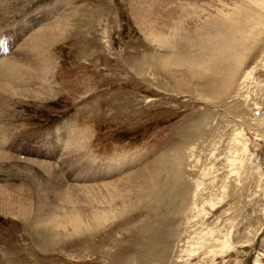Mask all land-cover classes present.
I'll list each match as a JSON object with an SVG mask.
<instances>
[{"label": "rangeland", "instance_id": "1", "mask_svg": "<svg viewBox=\"0 0 264 264\" xmlns=\"http://www.w3.org/2000/svg\"><path fill=\"white\" fill-rule=\"evenodd\" d=\"M0 44V264H264V0H0Z\"/></svg>", "mask_w": 264, "mask_h": 264}, {"label": "bare ground", "instance_id": "2", "mask_svg": "<svg viewBox=\"0 0 264 264\" xmlns=\"http://www.w3.org/2000/svg\"><path fill=\"white\" fill-rule=\"evenodd\" d=\"M254 30V29H253ZM252 30V31H253ZM244 31H245V33L249 36V35H251V34H253V32L251 31V34H249L248 32H250V31H248V28H244ZM177 34V33H176ZM237 34L240 36V37H237V36H235V39L239 42V43H243L244 42V39H245V37H246V35H243L242 33H240V32H238L237 31ZM170 37V36H169ZM206 38V37H205ZM204 38V39H205ZM209 38V37H208ZM167 40H168V38H167ZM203 40V39H202ZM205 40H207V39H205ZM204 40V41H205ZM38 40H35L34 41V43H36ZM205 42H207V41H205ZM204 42V43H205ZM209 42V41H208ZM204 43L202 44V42H201V44L202 45H200V47L201 46H205L204 45ZM5 45H1L0 44V50H1V48L2 47H4ZM202 48V47H201ZM180 53V52H179ZM2 54V52L0 53V55ZM168 60V59H167ZM168 61H171V63L172 62H174V63H176V62H183L184 60L182 59V57L180 56L179 57V55H175L174 57H173V60L172 59H170V60H168ZM177 64V63H176ZM14 67L16 68V70L14 71V72H12V73H18V71H19V69H18V66L16 65V64H14ZM20 67V66H19ZM10 68V67H9ZM0 72L2 73V72H6L3 68H2V65H0ZM4 74V73H3ZM2 74V75H3ZM5 75H6V73H5ZM170 76H171V74H170ZM0 87L1 88H3V89H5L6 90V87L5 86H1V84H0ZM1 90V89H0ZM53 177V176H52ZM82 188V189H89L90 187H88V186H73V189L75 188V190L77 189V188ZM72 190V189H71ZM81 190V189H80ZM92 195V194H91ZM74 198H75V196H74ZM81 198V197H80ZM71 200H72V202H73V197L71 196ZM76 200H78V199H76ZM12 201H13V198L11 197V196H9V195H5V196H2V194H1V192H0V203L6 208H13V207H10L9 205L12 203ZM67 209V208H66ZM66 209H64V210H66ZM196 209V208H195ZM190 210H191V208H190ZM66 212H69V213H66ZM66 212H64V215L63 216H57V217H54V218H51L52 220H50L51 221V223H54L56 220H58V219H60V217H62V222L59 224V226H63L64 225V223H66V222H69L70 224H72V225H75V224H77V227L79 228V227H81V226H79V222H81V223H83L82 225H85V226H88L87 224H84V223H86V219H84L85 217H83V216H81L80 215V213L79 212H77V211H75V210H67ZM197 217V216H196ZM38 225L39 226H41L42 224L41 223H39V222H37V224H36V226L38 227ZM42 227V226H41ZM90 227L88 226V227H86V231H88L87 229H89ZM71 230H76V228L75 227H72L71 228ZM90 230V229H89ZM85 231V232H86Z\"/></svg>", "mask_w": 264, "mask_h": 264}, {"label": "built area", "instance_id": "3", "mask_svg": "<svg viewBox=\"0 0 264 264\" xmlns=\"http://www.w3.org/2000/svg\"><path fill=\"white\" fill-rule=\"evenodd\" d=\"M258 109V110H256ZM253 113H255L257 116L262 117L264 116V107L256 108ZM264 119V118H263Z\"/></svg>", "mask_w": 264, "mask_h": 264}]
</instances>
